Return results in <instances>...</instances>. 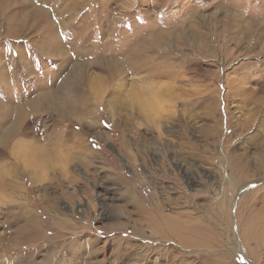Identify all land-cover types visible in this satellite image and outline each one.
<instances>
[{
	"label": "rangeland",
	"instance_id": "obj_1",
	"mask_svg": "<svg viewBox=\"0 0 264 264\" xmlns=\"http://www.w3.org/2000/svg\"><path fill=\"white\" fill-rule=\"evenodd\" d=\"M140 205L264 264V0H0V264H169Z\"/></svg>",
	"mask_w": 264,
	"mask_h": 264
},
{
	"label": "bare ground",
	"instance_id": "obj_2",
	"mask_svg": "<svg viewBox=\"0 0 264 264\" xmlns=\"http://www.w3.org/2000/svg\"><path fill=\"white\" fill-rule=\"evenodd\" d=\"M165 75H167V77H173L175 74L168 73V74H165ZM157 77H158V75H157ZM143 90L146 92V94L148 95L149 99H151V100L152 99H156L155 101H158L157 99L159 98V95L157 94L156 91H154L151 88V86L150 87L146 86V87L143 88ZM39 98H40L39 99V103L37 104L36 108H40L39 111L40 110L42 111V109H45L44 108V104L48 100H50L51 97L45 96V94H41L39 96ZM137 102H138V100H137ZM27 104H29V103H27ZM152 108H154V107H152ZM140 110L142 111V109H140ZM147 110H149V108H147ZM14 111H16V110H14ZM144 111L145 110H143V112ZM150 113H152V112L150 111ZM25 114H26L25 112H18L15 115L14 120H13V122H14L13 125H11V127H8V128H6L4 130L5 133L2 136V140L3 141L4 140L7 141V139L9 137H12V136H14L16 134L17 126L23 120V117H25ZM144 115H145V113H144ZM19 131H20V129H19ZM57 144H58V141H56L54 147L51 148V150H50L51 152L57 153V151H56V147L58 146ZM125 145H126V143H125ZM22 152H23V156H25L27 154L26 153L27 149L23 148ZM47 152H49V151H47ZM39 155H41V152H39ZM45 156H49L50 157L51 155L47 154ZM40 160L41 161H39L40 162L39 164H43L44 161H43L42 157H40ZM234 167L237 170L238 165L235 164ZM152 204H154V201H153ZM138 212L140 214V217L144 219V222H147V226L150 229V231L152 232L153 237H157L159 242L171 243V245H174L175 247H178L180 249V251H181V253H180L179 251H177V249H176L175 252H172L168 248L162 249L161 250L162 254H159V256L157 258V259H159V261L160 260H163V261L166 260L167 262H169V264H172L174 262L173 261L174 258L186 257L187 255L189 257V255L190 256L192 255V260H191L192 263H193V261H195V262L201 264V263H203L205 261H210L211 260V261L217 262L218 264L219 263L220 264H224L223 263L224 261L221 258L212 260L210 255H213L214 250H217L218 245H216L214 243V241H213L214 237L211 236L209 231H206L205 233L202 232V230L200 228L201 226L199 225V222L191 221V220L187 219L183 214H181V215L184 216V218H182L180 213H173L171 215H169V214L165 215V214H162L159 210H156V209H154L153 212H151V211L146 210V208L144 206H142V205L139 206ZM246 224L248 225V229H247V234L246 235H248L249 237H252L255 240L256 239L264 240V220L259 222V225H258V224H254L252 222V219H250V222L246 223ZM133 229H134V227H133ZM33 230H34V232L32 231V229L30 227H28V234H27V237H26V239L24 241V245L23 246L31 247L33 245H36V243L38 242V240H39L38 230H36L35 227H33ZM136 231H138V230H136ZM57 238H61V237H57ZM72 240L73 239H71L70 241L72 242ZM45 241L46 240H44L43 242H45ZM94 242L95 241H90L89 243L74 242L73 246H77V247L72 249V250H74V251L71 252V256H72L73 260L70 262V264H91L90 263L91 260L95 261V263H93V264H100L101 261H96L95 260V258L98 256L99 252H97L95 249H93L94 247L92 248V245H93L92 243H94ZM113 243H117V244L120 245L122 242L120 241V239L115 238L113 240ZM90 246H91V249H90ZM189 248H193V250H190ZM194 248H196L197 250H194ZM206 250H210L211 252H207ZM161 251H159V252H161ZM192 251L196 252L197 254H194V252H192ZM28 254H29V252H28ZM221 255H223V254H221ZM162 256H163V258H159V257H162ZM140 258H142V257H140ZM193 258H194V260H193ZM82 259H83V261H82ZM181 264H183V262Z\"/></svg>",
	"mask_w": 264,
	"mask_h": 264
}]
</instances>
